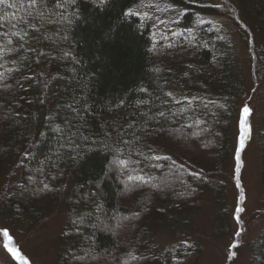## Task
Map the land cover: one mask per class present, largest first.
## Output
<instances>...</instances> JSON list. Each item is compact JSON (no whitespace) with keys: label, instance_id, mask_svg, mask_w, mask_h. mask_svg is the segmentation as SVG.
Returning a JSON list of instances; mask_svg holds the SVG:
<instances>
[{"label":"trees","instance_id":"obj_1","mask_svg":"<svg viewBox=\"0 0 264 264\" xmlns=\"http://www.w3.org/2000/svg\"><path fill=\"white\" fill-rule=\"evenodd\" d=\"M215 18L258 85L264 0L0 4V219L31 233L61 216L54 264H200L228 232L222 180L244 93ZM259 142L264 189V104ZM249 252L264 264V228Z\"/></svg>","mask_w":264,"mask_h":264},{"label":"rangeland","instance_id":"obj_2","mask_svg":"<svg viewBox=\"0 0 264 264\" xmlns=\"http://www.w3.org/2000/svg\"><path fill=\"white\" fill-rule=\"evenodd\" d=\"M230 36L235 63L243 81V98L232 124V148L222 183L225 184L228 232L220 240L206 243L200 264H252L249 246L264 228V189L260 182V133L264 102V77L255 85L251 79L248 48L225 18H215ZM247 107L248 113L243 109ZM241 137L243 141L241 142ZM129 191L128 188L126 190ZM198 223L207 227L212 217L211 205L204 203ZM62 217L56 216L37 230L23 228L0 219L1 264H54L59 249ZM120 230V224L113 227ZM200 231V229H199ZM172 238L160 233V245L172 244Z\"/></svg>","mask_w":264,"mask_h":264},{"label":"snow or ice","instance_id":"obj_3","mask_svg":"<svg viewBox=\"0 0 264 264\" xmlns=\"http://www.w3.org/2000/svg\"><path fill=\"white\" fill-rule=\"evenodd\" d=\"M0 4H7V0H0ZM7 6H9V7H14L15 5L14 4H12V5H7ZM13 35H17V33H13ZM10 43H11V41H9ZM243 111L245 112V113H248L249 112V109L247 108V107H245L244 109H243ZM243 141V137H241V142Z\"/></svg>","mask_w":264,"mask_h":264}]
</instances>
